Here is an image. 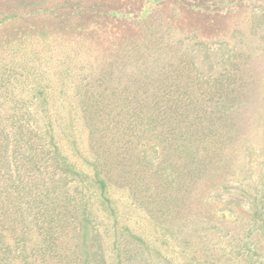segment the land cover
<instances>
[{
	"label": "trees",
	"instance_id": "trees-1",
	"mask_svg": "<svg viewBox=\"0 0 264 264\" xmlns=\"http://www.w3.org/2000/svg\"><path fill=\"white\" fill-rule=\"evenodd\" d=\"M2 1L0 264H264V151L246 137L263 132L264 75L241 65L238 35L225 30L216 52L236 56L200 79L181 55L212 43L200 33L160 59L154 40L100 48L114 11Z\"/></svg>",
	"mask_w": 264,
	"mask_h": 264
},
{
	"label": "rangeland",
	"instance_id": "rangeland-1",
	"mask_svg": "<svg viewBox=\"0 0 264 264\" xmlns=\"http://www.w3.org/2000/svg\"><path fill=\"white\" fill-rule=\"evenodd\" d=\"M79 1L81 3L85 2L82 5H90L91 7L97 5L104 10L116 12L120 17L124 16L121 19L114 20L115 23L112 24L111 31L105 35L109 42L100 48L110 50L113 48V44H122L126 39L133 37V41H135V38L139 39L134 42L137 48L142 49L143 45L147 44L146 41L154 40L148 43V51L151 55L155 53L158 56L160 52H163V55H159L160 59L171 58V54L175 55L172 43L176 45L178 41H183L189 33H192L196 40L193 33H200L204 37L211 39L212 43H206L202 46L204 49L199 50L205 51L195 54L193 51L192 53L189 51L192 47L188 41H185L184 51L181 52V55L190 54L187 57H183L182 60L189 66L194 64L195 77L201 79L213 75V69L225 68V65L229 64V59L236 56V53L231 50L225 52L224 56L221 52L219 54L216 52L220 48L219 41L223 37L222 35L226 33L225 30H231L238 35L237 37L241 41V49L239 51L241 65L243 63L247 64L253 75H264V0ZM2 8V3H0V36L3 34L2 27L6 24L5 11L3 9L7 10L10 7ZM253 20L257 21V25H253ZM143 28H149L150 36L155 38L149 40L140 39L138 35L143 31ZM9 37L7 35L3 38L8 39ZM11 40V42H18L19 37ZM159 44H161L160 51H156L153 46H158ZM148 51L146 50L144 53L148 54ZM222 57L224 58L222 59ZM259 81L260 77L258 76ZM206 83L202 81L201 84L205 85ZM253 97L256 99L255 103H257V107L262 113L263 132L260 135L259 131L261 130L251 131L247 133L246 137L254 140L255 147L261 152L264 151V86H262V89L255 90ZM251 121H253V116ZM261 157L263 158L261 161H263L264 166V152ZM261 161H255V163ZM2 176L4 177L5 175ZM13 191V189H7L3 193V197H9L8 195ZM0 194L2 193L0 192ZM122 198L126 199L125 197ZM100 209H102V206H100ZM128 225L132 227V231L136 235H141L139 230H144V234L151 238L150 224L146 221L144 223L141 217L133 210L131 211ZM95 226L101 228L103 226L101 220H97ZM182 239L187 241L191 247H194L191 236L183 237ZM171 246V244H168L162 249L160 245H155L157 249L163 250L164 253L177 250L176 246H173V248ZM166 248L168 249L166 250ZM15 250H18V247ZM182 254H184V260L186 257H192L190 249Z\"/></svg>",
	"mask_w": 264,
	"mask_h": 264
}]
</instances>
